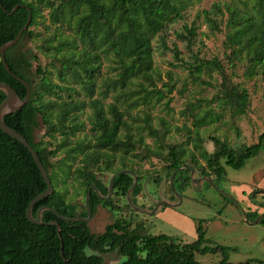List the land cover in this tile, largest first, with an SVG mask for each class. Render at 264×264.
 <instances>
[{"label":"trees","instance_id":"trees-1","mask_svg":"<svg viewBox=\"0 0 264 264\" xmlns=\"http://www.w3.org/2000/svg\"><path fill=\"white\" fill-rule=\"evenodd\" d=\"M192 3L0 0V46L15 38L30 15L18 42L5 50L10 71L0 58V81L9 84L20 98L27 91L15 76L30 88L27 103L3 119L36 150L53 185L52 193L35 204L34 216L42 206L54 207L67 217L87 216L85 198L90 186L95 183L107 195L110 177L125 168L139 177L133 192L136 204L141 193L149 199L143 183L158 172L168 176L165 190L175 199L172 173L174 185L181 191L191 187L190 168L198 175L212 176L217 183L226 178L224 165L239 169L264 147V130L251 144L233 145L212 135L211 151L205 149L200 135L202 128L219 122L224 115L236 134L240 133L239 123L251 101L248 90L234 75L241 66L245 77L264 76V0L214 2L195 14V20L202 19L211 34L224 28L223 58L228 65L218 56L205 59L194 52L195 21L175 32L177 39L186 41L190 62L183 61L176 45L167 46L169 25L182 19ZM15 5L18 8L9 14ZM25 39L35 43L34 52L18 48ZM157 43L163 51L170 49L193 79L203 73L219 77L212 86L214 95L205 99L214 104L212 108L203 107L199 100L186 102L183 115L190 124L184 125L186 136L180 142L168 141L171 129L163 117L158 116L163 132L153 126L152 109L163 103L170 111L172 98L168 95L175 87L171 72H167V82L161 78L154 59ZM156 80L163 82L160 87ZM4 98L0 90V103ZM41 126L44 133L37 139L35 130ZM152 158L162 163L161 168L144 169L142 163H151ZM162 181V175L149 181L155 195ZM133 182L132 175L119 174L110 199L92 191V218L99 206L118 213L102 233H94L89 222L64 221L51 210L43 212L42 224L32 223L27 209L47 184L28 149L0 129V264H105L102 254L114 251L126 257L121 264H204L198 255L208 254H220L218 264H234L229 261L232 247L206 236V220L198 222L197 239L186 243L166 233L147 234L142 221L134 224L132 214L139 212L126 199ZM120 197L126 199L125 208L118 203ZM261 206L264 209V202ZM246 212L252 220L259 216L256 211ZM52 221L60 223L61 235ZM259 222H264V217Z\"/></svg>","mask_w":264,"mask_h":264},{"label":"rangeland","instance_id":"rangeland-1","mask_svg":"<svg viewBox=\"0 0 264 264\" xmlns=\"http://www.w3.org/2000/svg\"><path fill=\"white\" fill-rule=\"evenodd\" d=\"M222 1L230 0H193V3L183 12L182 19L175 20L169 25L168 36L165 39L166 44L169 48L176 45L184 62L191 61V54L186 48V41L177 39L175 32L181 31L184 24L189 25L195 21L197 36L192 45L194 52H198L199 56L205 59L218 56L228 65L223 58L222 41L224 28L221 27V31L211 34L202 19L195 20L197 12L210 8L214 2ZM34 45L35 43L30 39H25L18 48L32 53L36 50ZM154 59L161 72L160 75L163 82L169 80L167 72H171L175 87L168 95L172 98L169 103L170 111H167L163 103L156 105L152 109L153 126L159 132H163L164 129L159 124L158 116L163 117L171 129L166 136L168 141L180 142L186 136L184 125L189 126L190 124V119H186L187 116L183 115L186 102L199 100L202 102L203 107L212 108L214 104H207L205 99H210L214 95L215 91L212 86L218 83L219 77L217 73H213L212 77L203 73L198 79H193L182 63L176 61L170 49L163 51L158 43L154 50ZM170 63H176L177 65L171 66ZM243 72L244 68L238 66L234 79L241 81L248 90L251 107L247 115L239 123L240 133L239 135L236 134L228 116L224 115L219 122H214L200 130V135L204 140L203 146L208 151L212 150V142L209 140L212 135L226 138L233 145L241 143L251 144L257 141L258 135L264 130V76L256 74L248 78L243 75ZM156 81L159 87L163 83L159 80ZM204 82H208L209 85ZM214 110L218 112L217 107H214ZM43 133L41 126L35 130L36 138L40 139ZM147 141L151 142V138L147 137ZM142 166L148 170L159 169L162 163L152 158L151 163L150 161H144ZM224 166L226 178L216 183L217 188L208 183H204L199 190H195L192 185L183 191L175 187L183 198L178 206H164L153 215L133 213L132 216H135L133 218L134 224L142 221L145 223L147 234L166 233L172 235L178 242L186 243L197 239V225L199 220L203 219L206 220L204 226L207 229L206 236L208 238L216 244L232 247L229 255L231 263L264 264V222L254 223L256 219L247 221L241 211V208L248 212L256 211L259 216L264 213V209L261 206V203L264 202V147H261L239 169L228 165ZM194 175L201 176L197 172ZM104 178L108 180L109 175H104ZM166 184L167 182L164 183L162 189L159 188V194L161 191L163 196L168 197L169 195L165 190ZM148 190L153 197L156 196L151 185H148ZM117 200L125 208L126 199L120 197ZM148 200L142 193L138 196L139 205L150 208L152 203ZM80 201L83 202V197L81 196ZM128 212L127 217L130 218L132 212L130 210ZM117 214L99 206L97 213L89 222L91 230L94 233H102L105 226L111 223ZM102 256L105 264H121L126 259L125 256L118 254L116 251L104 253ZM198 259L204 264H218L221 257L220 254H208L198 255Z\"/></svg>","mask_w":264,"mask_h":264},{"label":"water","instance_id":"water-1","mask_svg":"<svg viewBox=\"0 0 264 264\" xmlns=\"http://www.w3.org/2000/svg\"><path fill=\"white\" fill-rule=\"evenodd\" d=\"M19 5H15L12 8L11 12H8L9 14H11L13 11H15L18 8ZM30 21V15H28V20L27 22L23 25V27L18 31L17 35L15 36V38L5 42L2 46H0V58L3 62L4 67L6 68V70H9V67L7 65L6 62V58H5V50L8 49L9 47L13 46L15 43L18 42V40L20 39L22 33L24 30H26L28 23ZM20 82H22L24 84V86L26 87V95L24 98H20V96L16 93V91L7 83L5 82H1L0 81V90L5 94V98L2 100V102L0 103V129L2 130L3 133H5L6 135L16 139L17 141H19L22 145H24L28 151L30 152V154L33 157V160L38 168V170L40 171L41 175L44 177L45 182L47 184V188L44 192L40 193L39 195H37L31 202L30 205L27 209V217L28 219L35 224H42L43 223V212L45 210H51L53 211L58 218L64 220V221H68V222H74V221H84V222H90L92 219V211H91V207H90V198L92 195V191L94 190L102 199H110L111 196L113 195V191H114V180L115 178L121 174V173H126L129 175H132L134 178V182L132 184V186L129 188L127 194H126V198L128 203L130 204V206L136 210L139 213H143V214H147V215H153L156 214L157 212L160 211V209L164 206H178L180 204V202L182 201V195L180 194V192L175 188L174 185V173L171 174L170 177V183H171V187L172 190L175 192L178 201L173 202L167 198H165L161 191H160V198H155L153 197L149 190H148V183L151 180V178L156 177L158 175H162L163 176V181L161 183L160 189L163 188L164 183L167 182L168 180V176L163 173V172H158V173H153L150 176H148L143 183L144 186V190L148 196V198L155 203V206L153 208H149L147 206H140L138 204H136L133 200V192L139 182V177L136 175V173H134L132 170L130 169H121L115 173L112 174V176L110 177L109 180V192L107 195H103L101 193V191L99 190V188L97 187V185L95 183H93L87 194H86V198H85V207L87 210V216H74V217H67L62 215L56 208L51 207V206H42L38 212H37V216H34L33 214V208L35 206V204L42 198L50 195L53 191V185L52 182L49 178V176L47 175L46 169L43 165V163L41 162L36 150H34L31 145L29 144V142L26 140V138L20 134L19 132H17L15 129L11 128L9 125H7L3 119L4 115L15 112L19 109H21L28 101L29 99V94H30V88L29 85L22 80L21 78L15 76ZM195 169L194 168H190V172L189 175L191 177V185L195 188V190H199L200 187H202V185L207 182L208 184L214 186L215 188H217V185L214 181V178L212 176H208V175H203V176H196L195 174ZM227 196H229L230 198L233 199V197H231L229 194L225 193ZM235 200V199H233ZM238 203V202H237ZM243 217L249 221V218L247 217V212L241 208ZM262 217H264V213L261 214L259 217L256 218L254 223L259 222ZM57 224L58 226V233L59 235H61V226L60 223L58 221H52L50 224Z\"/></svg>","mask_w":264,"mask_h":264},{"label":"flooded vegetation","instance_id":"flooded-vegetation-1","mask_svg":"<svg viewBox=\"0 0 264 264\" xmlns=\"http://www.w3.org/2000/svg\"><path fill=\"white\" fill-rule=\"evenodd\" d=\"M201 176H203V175H201ZM205 183H207V182H205ZM169 195V194H168ZM161 196H160V194L158 193V194H156V196H155V198H160ZM165 198H167V199H169V200H173V201H178V199L177 198H175V199H173V198H171V196L169 195L168 197H166V196H164ZM123 198V197H122ZM127 199V198H126ZM151 201V200H150ZM128 202V201H127ZM151 203H152V205L150 206V208H153L154 206H155V203H153L152 201H151ZM144 205H146V204H144ZM140 206H143V205H140Z\"/></svg>","mask_w":264,"mask_h":264}]
</instances>
